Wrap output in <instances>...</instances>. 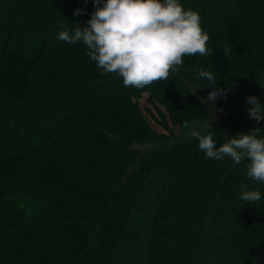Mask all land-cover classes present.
I'll return each instance as SVG.
<instances>
[{"label": "trees", "instance_id": "obj_1", "mask_svg": "<svg viewBox=\"0 0 264 264\" xmlns=\"http://www.w3.org/2000/svg\"><path fill=\"white\" fill-rule=\"evenodd\" d=\"M181 3L201 16L212 54L186 56L167 82L137 89L103 74L82 42L57 39L87 25L92 0H0V264H264V184L247 178L246 161L208 159L197 138L171 128L186 132L216 110L191 88L213 90L197 78L206 69L225 90L221 104L243 112L196 131L214 133L219 147L264 129L246 101L264 104V0ZM18 64H41L29 80L73 95L22 101L4 84ZM144 92L168 134L149 124ZM150 139L143 152L133 146ZM242 183L262 199L242 201Z\"/></svg>", "mask_w": 264, "mask_h": 264}, {"label": "clouds", "instance_id": "obj_2", "mask_svg": "<svg viewBox=\"0 0 264 264\" xmlns=\"http://www.w3.org/2000/svg\"><path fill=\"white\" fill-rule=\"evenodd\" d=\"M85 3L88 0H84ZM96 10L87 25L74 30H62L57 39L75 44L82 42L86 55L97 64L103 74H117L123 78L125 87L143 89L154 82L170 79L184 64L186 56L207 57L212 54L208 47L210 37L202 28L198 12L187 9L181 0H92ZM81 9L75 11L80 15ZM226 53L227 50H224ZM211 67V66H210ZM261 88H264V73H257ZM198 79H206L213 90L203 103L213 104L225 95L217 88L213 71L201 69ZM226 99V96H225ZM250 119L264 121V104L253 95L246 98ZM185 128L189 122L185 121ZM264 129L252 128L248 133L229 135L227 142L217 147L214 133L193 131L199 141V149L206 158L221 160L230 157L235 165L246 163L249 180L264 184ZM240 199L254 204L262 199L259 190H248L247 184L240 185Z\"/></svg>", "mask_w": 264, "mask_h": 264}, {"label": "rangeland", "instance_id": "obj_3", "mask_svg": "<svg viewBox=\"0 0 264 264\" xmlns=\"http://www.w3.org/2000/svg\"><path fill=\"white\" fill-rule=\"evenodd\" d=\"M7 66V63L5 62L2 66L0 71L2 72ZM41 69H42V65L41 64H36L34 66H19L16 65L14 66L13 72H12V76L10 79L8 80H4V84H9L17 89H19V91L23 94L22 96V101H27L28 97L24 94L30 93L31 95H34L36 100H40L43 101L44 99H46L47 97L50 98V100H54L53 98H56V96H61V97H71L73 94L68 91L65 87H63L62 85H57L56 83H54L53 81H49L46 82V87H40L37 81H31L29 80L30 77H33L34 75H36L35 78L38 77L39 74H41ZM0 72V73H1ZM49 88V89H48ZM191 88L193 90V92L195 93V95H197L199 97V101L201 103L202 100L201 98L207 99L208 96H204L201 95L199 93V90L197 88L196 85H191ZM48 90H50V95L52 96H47L45 95V92H47ZM41 92V93H39ZM48 93V92H47ZM42 97H40V95ZM29 95V94H28ZM141 106L144 109V114L149 122V124L159 133H163V134H168V130L166 128V121L155 109H153V107H151L150 102H149V93L148 92H144L142 94V96L139 99ZM212 103V102H211ZM214 107L216 108V110L214 109V112L212 113L211 117L204 122L203 124L200 125H195V126H191V128H189L186 132H182L180 131V127L177 125H171V128L173 129V131L179 135H183L184 138H187L189 136H191L193 131H196V129L200 128L201 126L204 125H209V120L211 119H228L231 117H235L238 114L242 113L243 110L241 109H235L234 107L231 106H226V104L222 105L220 100H216L215 103L213 104ZM253 121L255 123H257L254 119ZM171 142L173 141L172 139L170 140ZM158 141L154 140V139H150V140H145L143 142L140 143H133L134 148L138 149V151L143 152L146 149L152 147L153 145H156Z\"/></svg>", "mask_w": 264, "mask_h": 264}]
</instances>
